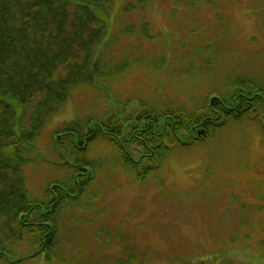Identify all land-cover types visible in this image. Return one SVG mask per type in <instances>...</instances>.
Here are the masks:
<instances>
[{
  "label": "rangeland",
  "instance_id": "rangeland-1",
  "mask_svg": "<svg viewBox=\"0 0 264 264\" xmlns=\"http://www.w3.org/2000/svg\"><path fill=\"white\" fill-rule=\"evenodd\" d=\"M139 1L112 0L117 30L127 28L122 22L127 17L129 23H147L149 32L159 36L149 38L137 30L135 39L115 44L114 61L126 60L119 86L97 78L96 84L105 88L83 86L47 123L36 142L38 155L34 160L31 155L26 171L32 194L42 196L49 182L65 178L67 168L52 147L57 129L85 125L90 118L103 120L110 112L117 126L123 118L135 125L131 104L155 109L165 107L163 98L169 107L200 109L208 96L227 92L225 84L245 74L246 82L264 87V0H215L219 16L203 5L186 11L173 9L176 0ZM114 23L113 15V35ZM258 104L250 111L241 106L247 111L240 121L224 120L226 128L214 127V139L176 148L164 167L143 180L121 167L117 145L97 146L94 154L102 155L104 177L98 175L66 212L60 233L73 243L66 251H81L93 264L97 259L104 261L100 264H181L183 259L264 264V130L248 117ZM154 131L145 133L151 147L150 139H161ZM124 141L119 135V146ZM133 158L137 161L138 154ZM66 159L75 163L73 156ZM215 250L227 256L206 259L205 251Z\"/></svg>",
  "mask_w": 264,
  "mask_h": 264
},
{
  "label": "trees",
  "instance_id": "trees-1",
  "mask_svg": "<svg viewBox=\"0 0 264 264\" xmlns=\"http://www.w3.org/2000/svg\"><path fill=\"white\" fill-rule=\"evenodd\" d=\"M206 1L191 0L196 6ZM111 3L112 0H0V264H93L80 255L81 251L72 254L64 249L66 242L60 238V227L67 219L66 212L92 188L98 175L104 177V166L100 169L98 159L102 155L91 156L99 143L117 145L122 167L143 180L165 164L173 147L204 142L212 137L214 127L224 125L231 115L239 119L254 102L259 103L257 111L250 115L264 123V87H254L250 82L221 99L210 97L204 109H185L187 114L179 106L173 108L165 103V107L147 109L136 101V107H130L135 125L124 123L123 118V124L117 126L111 112L103 120L90 118L85 125L74 123L56 130L54 145L67 175L60 182H50L42 196L32 194L26 168L39 152L36 142L41 132L69 94L82 86L98 87L97 78L105 79L104 83H111L112 88L124 78L119 69L126 61L115 62L111 50L130 33L129 29L133 31V26L120 31L115 22L116 33L112 34ZM216 106H220L219 112ZM202 127L205 134L197 137ZM153 129L161 139H150L154 141V154L146 156L150 145L145 135ZM119 135L125 138L120 146ZM131 146L138 148L135 162L129 152ZM65 152L74 157L75 163L66 159ZM26 240L30 242L26 246L37 250H19L17 246ZM183 262L193 264L191 259ZM118 264L129 262L122 260Z\"/></svg>",
  "mask_w": 264,
  "mask_h": 264
}]
</instances>
